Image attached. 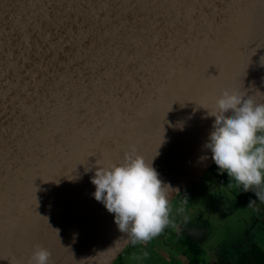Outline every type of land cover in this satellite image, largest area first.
<instances>
[{
	"label": "water",
	"instance_id": "1",
	"mask_svg": "<svg viewBox=\"0 0 264 264\" xmlns=\"http://www.w3.org/2000/svg\"><path fill=\"white\" fill-rule=\"evenodd\" d=\"M225 91L264 103V0H0V264H111L132 240L92 170L140 154L171 201Z\"/></svg>",
	"mask_w": 264,
	"mask_h": 264
},
{
	"label": "clouds",
	"instance_id": "2",
	"mask_svg": "<svg viewBox=\"0 0 264 264\" xmlns=\"http://www.w3.org/2000/svg\"><path fill=\"white\" fill-rule=\"evenodd\" d=\"M211 114L214 131L206 147L217 169L244 190L259 187L257 195L264 200V103L245 93L225 91ZM92 171L91 195L113 214L117 228L133 243L149 241L171 223L169 197L176 189L162 181L151 159L134 154ZM49 256L47 248L34 245L30 264H50Z\"/></svg>",
	"mask_w": 264,
	"mask_h": 264
},
{
	"label": "rangeland",
	"instance_id": "3",
	"mask_svg": "<svg viewBox=\"0 0 264 264\" xmlns=\"http://www.w3.org/2000/svg\"><path fill=\"white\" fill-rule=\"evenodd\" d=\"M224 174L228 180L219 187L215 176H211L207 171L203 174L200 182L194 183L176 195L178 198L187 199V203L190 201L196 208L197 214H204L205 211L200 209H207V206L212 210L210 213L212 216L208 217L210 233L205 242L199 243L203 251L199 256L200 260L205 258V252H209V249L223 248L228 245L236 246L233 243L242 242L241 240L246 237L244 233L246 221L256 218L253 214L252 204H257V192L261 189L250 187L248 190H242L241 185H238L226 172ZM199 187L207 188L204 190V192L206 191L205 195L199 194ZM239 193L242 195L240 196ZM175 202L174 198L169 201V207ZM177 216L181 218V215ZM258 221L260 220L258 219ZM149 243L142 245L140 241L136 243L131 241L111 264H148V262L155 264L151 253L148 254L146 251ZM180 260L174 259L172 264H183Z\"/></svg>",
	"mask_w": 264,
	"mask_h": 264
},
{
	"label": "flooded vegetation",
	"instance_id": "4",
	"mask_svg": "<svg viewBox=\"0 0 264 264\" xmlns=\"http://www.w3.org/2000/svg\"><path fill=\"white\" fill-rule=\"evenodd\" d=\"M209 173L211 176L212 175L215 176L216 180L218 181V187L221 184H224L226 180H228L224 172H221L219 169H217L214 162L209 169ZM218 175H221L224 177V180L222 182H220L217 179ZM198 189L200 192L199 194H204V195L206 194V191L204 192V190L207 189L206 187H199ZM241 189L244 190L243 188ZM239 195L241 196L242 194L239 193ZM256 198H257V202H256L257 204H252L253 214L256 218H254V220L250 219L246 221V225L244 228V233L246 237L245 239H243L242 242H240L239 244H236V246H233V248L232 247H223V248L214 247L213 249H210L209 252L208 251L205 252L206 259L203 258L200 260L199 255H201L203 251H202L200 244L197 243L196 240H194V235L196 234V232L188 231L187 233L183 229H179V226H177V229H175L174 234H173L174 236L173 240L175 241V247H173V251L176 254V255L174 254L173 256L174 259H177L176 256L179 255V260L181 259L183 264L184 263L191 264L193 259L196 264H232L236 260L237 254L240 251L248 248L253 243L260 246L262 249H264V243H263V239H264V200H261L258 195ZM174 199H176V202L180 199L183 200V204L180 208L182 209V211L174 210V205L170 206V213H169L170 221H171L172 215L177 216L178 214L183 215L184 213H186L187 207H189L188 205L190 202L189 201L187 203V199L185 200V198L183 197L181 198L175 197ZM210 213H212L211 209H210ZM257 218L260 221H258ZM177 221L179 220L177 219ZM169 225H166L164 229L158 234V236L160 237L168 236L169 237L170 235ZM251 231H254V232H251ZM150 240H152V238ZM149 241H146L145 243H142V242L140 243L142 245H145L149 243ZM190 248H196V249L198 248L199 251L198 253H192V250H190Z\"/></svg>",
	"mask_w": 264,
	"mask_h": 264
},
{
	"label": "crops",
	"instance_id": "5",
	"mask_svg": "<svg viewBox=\"0 0 264 264\" xmlns=\"http://www.w3.org/2000/svg\"><path fill=\"white\" fill-rule=\"evenodd\" d=\"M200 210H204L205 213L197 214L196 208L192 205V203H190V206L187 207L186 213H184L183 215L178 214V215H181V218H179L178 216L172 215L171 223L169 225V229H170L169 237L168 236L160 237L157 235L154 238H152V240H150V243L148 244L146 251H148V254L149 252L151 253V258L154 259L155 264H172L173 263V260H174L173 256L175 254V252L173 251V247H175V241L173 240L174 238L173 234H174L175 229H177V226H179V229H183L187 233L188 231H195L196 234L194 235V240H196L197 243H203L207 240L208 234L210 233V231H208L209 230L208 217L212 216V214H210V209L208 206H207V209H200ZM177 219L179 221H177ZM236 244L238 243H233V245H236ZM227 247L233 248V246H229V245ZM176 257L179 260V255H177ZM148 264H153V263L148 262ZM191 264H196L194 259L192 260Z\"/></svg>",
	"mask_w": 264,
	"mask_h": 264
},
{
	"label": "trees",
	"instance_id": "6",
	"mask_svg": "<svg viewBox=\"0 0 264 264\" xmlns=\"http://www.w3.org/2000/svg\"><path fill=\"white\" fill-rule=\"evenodd\" d=\"M190 250H192V253H198L199 251L198 248H190ZM232 264H264V249L253 243L248 248L240 251Z\"/></svg>",
	"mask_w": 264,
	"mask_h": 264
},
{
	"label": "built area",
	"instance_id": "7",
	"mask_svg": "<svg viewBox=\"0 0 264 264\" xmlns=\"http://www.w3.org/2000/svg\"><path fill=\"white\" fill-rule=\"evenodd\" d=\"M217 179H218L220 182H222V181L224 180V177L221 176V175H218V176H217ZM182 204H183V200H182V199H180V200H178L177 202H175V204H174V210H179V209L181 208V205H182ZM140 242L145 243V241H140Z\"/></svg>",
	"mask_w": 264,
	"mask_h": 264
}]
</instances>
